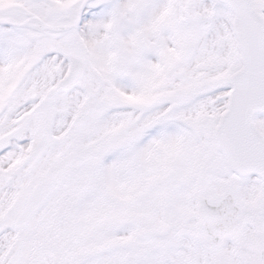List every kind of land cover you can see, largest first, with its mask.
Returning a JSON list of instances; mask_svg holds the SVG:
<instances>
[{
	"label": "snow or ice",
	"instance_id": "1",
	"mask_svg": "<svg viewBox=\"0 0 264 264\" xmlns=\"http://www.w3.org/2000/svg\"><path fill=\"white\" fill-rule=\"evenodd\" d=\"M0 264H264V0H0Z\"/></svg>",
	"mask_w": 264,
	"mask_h": 264
}]
</instances>
